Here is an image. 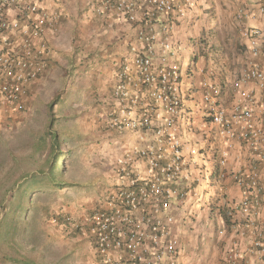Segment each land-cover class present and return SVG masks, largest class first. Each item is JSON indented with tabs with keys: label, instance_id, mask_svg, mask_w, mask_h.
I'll list each match as a JSON object with an SVG mask.
<instances>
[{
	"label": "built area",
	"instance_id": "1",
	"mask_svg": "<svg viewBox=\"0 0 264 264\" xmlns=\"http://www.w3.org/2000/svg\"><path fill=\"white\" fill-rule=\"evenodd\" d=\"M190 4V0L94 1L98 16H113L138 26L140 44L131 47L116 73L112 97L117 106L108 122L120 133H138L146 140L142 146H127L124 155L115 160L118 181L105 200L85 216H67L71 227L88 239L96 264H182L183 245L174 226L180 217L192 219L199 205L211 206L215 194L209 188L216 167L204 160L217 156L218 166L227 165L225 151L220 155L218 149L206 151L180 134L187 94L181 46L172 36ZM256 18H264V0L255 5L241 3L236 19L247 54L232 83L238 100L231 107L224 106L223 87L209 80L203 82L202 100L209 106L207 117L218 129V141L232 145L239 139L264 162V132L254 126L256 110L264 114V26L248 24ZM62 19V7L49 0H0L2 116L11 118L29 111L36 93L33 86L46 77L52 65L53 39ZM247 83L258 86L261 98L242 88ZM234 179L249 191H260L257 171L237 173ZM251 194L234 201L231 209L244 215L248 226L257 231L261 198ZM52 222L57 224L58 219L54 217ZM260 236L251 240L249 253H258L264 264ZM233 253L220 264H250L240 260L239 251Z\"/></svg>",
	"mask_w": 264,
	"mask_h": 264
},
{
	"label": "crops",
	"instance_id": "2",
	"mask_svg": "<svg viewBox=\"0 0 264 264\" xmlns=\"http://www.w3.org/2000/svg\"><path fill=\"white\" fill-rule=\"evenodd\" d=\"M94 1L49 0V3L65 8L53 39L56 53L50 68L57 66V78L63 75L84 85L85 92L80 91L78 95L91 102L96 101L94 106H90L91 115L98 116L101 112L104 122L102 111L114 110L117 106L112 97L116 73L122 61L130 55L131 47L140 44V39L138 26L113 16L102 18L95 14ZM238 4V0H194L192 9L179 21L172 37L174 43L181 45L183 89L187 94L184 118L179 120L181 137L206 151L218 149L219 155L221 151L227 153L225 167L217 165L218 157L204 160L208 166L213 164L219 170V174L214 175V185L209 188L211 195L215 194L210 198L214 201L213 209L199 205L197 218L180 217L174 226V233L183 245L182 264H219L236 251L240 252V260L243 258L250 264H260V255L249 253V249L251 240L259 235L264 244V162L239 139L232 145L220 143L217 127L206 119L208 105L205 104L204 108L198 105V99L202 101L205 80L224 86L221 96L224 106L231 107L239 98L238 91L230 83L240 74L247 54L245 41L240 39L235 21ZM251 21L264 26V18ZM200 36H203L201 41ZM38 85L36 83L33 88ZM242 88L254 91L259 98L262 96L254 83L244 84ZM254 126L264 132V114L259 109L255 112ZM113 128H105V139L97 146L98 151H93V155L104 154L107 161V165L93 178L96 187L101 180L113 181L115 160L124 155L126 146H135L137 142V146H142L146 142L138 133L130 136V132L120 133ZM76 131L74 128L70 133L75 136L78 134ZM254 171L259 173V192L256 189L249 191L234 179L237 173L250 175ZM252 192L261 198L262 205L257 231L248 226L244 215L231 209L234 201L246 195L253 196Z\"/></svg>",
	"mask_w": 264,
	"mask_h": 264
},
{
	"label": "rangeland",
	"instance_id": "3",
	"mask_svg": "<svg viewBox=\"0 0 264 264\" xmlns=\"http://www.w3.org/2000/svg\"><path fill=\"white\" fill-rule=\"evenodd\" d=\"M62 9L64 13L65 8ZM78 83L63 75L57 78V66L53 69L51 67L46 77L38 82L32 106L27 109L29 111L11 118L0 115V163H3L0 166H7L4 172L7 176L12 175L11 178L16 177L19 172L18 167L10 164L11 158L24 168L25 164L36 167L49 155L48 147L44 153L37 155L38 160L31 165L32 143L36 142L38 136L48 128L52 117L59 118L56 119L53 129L59 133L60 149L66 152L68 157L67 168L63 171L61 179L77 185L62 188L56 195L42 193L34 201L40 206L45 204L48 212L35 227H39L40 233L30 239L25 253L37 258L41 264H96L95 252L86 236L65 232L61 226L53 223L51 218L57 217L58 213L75 218L85 216L97 202L105 200L106 195L115 188L118 181L114 172L113 181H104L106 185L101 180L96 187V182L93 181L94 176L107 165L104 154L93 155V151L97 152V146L105 139L103 137L105 128L108 126L113 128L108 120L106 121L113 110L111 108L110 111L108 109L102 111L104 122L101 112L98 116L91 115L90 106H94L96 101L81 98L78 94L85 90L84 85ZM58 95L59 104L54 106L53 115H50L49 104ZM198 105L204 108L205 103L198 99ZM74 128H77L75 132L78 133L75 135L77 138L70 133ZM138 144L137 142L136 145ZM2 257L3 251L0 250V258Z\"/></svg>",
	"mask_w": 264,
	"mask_h": 264
},
{
	"label": "trees",
	"instance_id": "4",
	"mask_svg": "<svg viewBox=\"0 0 264 264\" xmlns=\"http://www.w3.org/2000/svg\"><path fill=\"white\" fill-rule=\"evenodd\" d=\"M59 101L60 96L58 95L49 104L50 115H53V108L59 104ZM56 119L59 118L52 117L48 128L38 136L36 142L32 143L30 160L32 166L34 161L38 160L37 155L44 153L49 147L50 153L42 163L36 167L25 164L23 168L18 161L15 162V159L10 157V164L19 168L14 178H11L12 175H5L6 165L0 166V250L3 251L0 264H41L37 258L25 253L30 239L40 233L39 227H35L38 226L43 215L48 212L45 204L40 206L37 201L36 203L34 201L42 193L56 195L62 188L77 185L61 179L63 171L67 168L68 157L66 152L60 149L59 133L53 129ZM56 219H58L57 224L63 225L65 232L81 234L77 228L71 227L66 215H57ZM26 239L27 244H25Z\"/></svg>",
	"mask_w": 264,
	"mask_h": 264
},
{
	"label": "clouds",
	"instance_id": "5",
	"mask_svg": "<svg viewBox=\"0 0 264 264\" xmlns=\"http://www.w3.org/2000/svg\"><path fill=\"white\" fill-rule=\"evenodd\" d=\"M191 1V4L187 7V9H186V13H185V15H184V17L186 16V14H187V11L189 10V9H192V7H193V1L194 0H190ZM238 2H239V4H238V6H237V8H236V12H235V21H236V24H237V30H238V33H239V37H240V39H242L241 38V36H240V32H239V24H238V21H237V19H236V13H237V9H238V7L241 5V3H243V2H249V4H251V5H255V3L257 2V0H238ZM184 17H182V18H184ZM181 18V19H182ZM181 19H179L178 20V22H177V24L179 23V21L181 20ZM257 19H259V18H256V19H250L249 21H248V24H250V25H259V24H252V23H250V21L251 20H257ZM177 24L175 25V27L177 26ZM261 26V25H260ZM174 31H175V28H174ZM173 35H174V32H173ZM173 37V36H172ZM201 40H203V36H200L199 37V41H201ZM181 46V45H180ZM245 48V47H244ZM245 60V59H244ZM244 65V64H243ZM241 72V71H240ZM239 75V74H238ZM237 77H235V78H233L232 79V81L230 82L231 83V86H232V88L234 89V87H233V85H232V83H233V81L236 79ZM212 82V81H211ZM214 83H216L215 81H214ZM217 84H221V83H218L217 82ZM221 86L223 87V92H224V86L221 84ZM223 94V93H222ZM186 97H187V95H186ZM184 102H185V99H184ZM202 102H203V100H202ZM204 103V102H203ZM207 105V104H206ZM209 107V106H208ZM209 109V108H208ZM208 110H206V112H207ZM206 119H208L209 121H210V118L209 117H207V113H206ZM215 158H217V156H215ZM218 172H219V170L218 169H216V174H218ZM214 185V184H213ZM215 196V195H214ZM211 198H213V197H211ZM212 202V201H211ZM210 202V203H211ZM208 206V205H207ZM213 206H214V202H212L211 203V206H208L209 208H211L212 207V209H213ZM197 216H198V213H196L194 216H193V218L191 219V220H193V219H195V218H197ZM181 262V261H180ZM182 263V262H181ZM220 264V263H219Z\"/></svg>",
	"mask_w": 264,
	"mask_h": 264
}]
</instances>
